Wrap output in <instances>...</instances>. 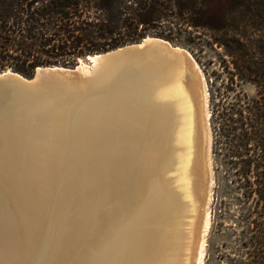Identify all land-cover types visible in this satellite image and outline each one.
Returning <instances> with one entry per match:
<instances>
[{
  "label": "bare ground",
  "instance_id": "6f19581e",
  "mask_svg": "<svg viewBox=\"0 0 264 264\" xmlns=\"http://www.w3.org/2000/svg\"><path fill=\"white\" fill-rule=\"evenodd\" d=\"M190 80L188 68L152 71V118L78 132L25 133L28 107H12L0 124V264H204L209 144ZM92 94L52 104L72 110Z\"/></svg>",
  "mask_w": 264,
  "mask_h": 264
},
{
  "label": "trees",
  "instance_id": "16d2710c",
  "mask_svg": "<svg viewBox=\"0 0 264 264\" xmlns=\"http://www.w3.org/2000/svg\"><path fill=\"white\" fill-rule=\"evenodd\" d=\"M199 31L225 49L230 83L258 90L248 98L217 89L212 124L233 182L256 199L250 263L264 264V0H0V73L29 78L147 37L188 44Z\"/></svg>",
  "mask_w": 264,
  "mask_h": 264
},
{
  "label": "water",
  "instance_id": "95a60500",
  "mask_svg": "<svg viewBox=\"0 0 264 264\" xmlns=\"http://www.w3.org/2000/svg\"><path fill=\"white\" fill-rule=\"evenodd\" d=\"M93 57L88 69L40 67L29 78L11 70L1 73L0 124L10 109L19 105L28 107L25 133L78 132L91 120L152 118V71L172 75L178 69L188 68L198 119L210 129L209 108L204 111L203 93L207 97V91L199 82L194 58L187 50L163 39L147 37L140 43ZM91 93L89 97L97 95L88 106L69 110L52 104L57 98Z\"/></svg>",
  "mask_w": 264,
  "mask_h": 264
},
{
  "label": "rangeland",
  "instance_id": "374dc122",
  "mask_svg": "<svg viewBox=\"0 0 264 264\" xmlns=\"http://www.w3.org/2000/svg\"><path fill=\"white\" fill-rule=\"evenodd\" d=\"M187 38H190L188 44L176 46L187 50L194 58L199 82L204 84L207 91V97L206 92L203 95L204 111L207 107L210 111V129L204 122L202 127L204 131H202L199 124V137L207 141V146L209 144L204 161L205 169L209 176L211 175L206 184L207 198L212 191L209 206L210 228L206 237L204 264H251L250 244L255 223L259 219V210L256 207L255 197L248 196L245 189H241L237 182H233L235 179L233 169L226 163L223 155L216 151L212 124V97L216 95L217 89H221L227 91L231 97L241 91L248 98H256L258 90L251 82L240 83L239 86L230 83V76L226 73L225 62L228 63L229 59L225 49L216 44L208 32H194L192 35H187ZM89 57L80 59L74 67L84 65L85 68H90ZM226 87L234 90H226ZM63 136L67 137V135Z\"/></svg>",
  "mask_w": 264,
  "mask_h": 264
}]
</instances>
